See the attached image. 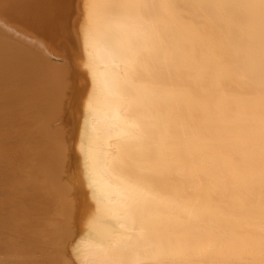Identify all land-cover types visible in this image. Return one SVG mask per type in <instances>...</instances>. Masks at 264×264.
<instances>
[{
	"label": "bare ground",
	"instance_id": "bare-ground-1",
	"mask_svg": "<svg viewBox=\"0 0 264 264\" xmlns=\"http://www.w3.org/2000/svg\"><path fill=\"white\" fill-rule=\"evenodd\" d=\"M0 21V264H264V0Z\"/></svg>",
	"mask_w": 264,
	"mask_h": 264
},
{
	"label": "water",
	"instance_id": "water-1",
	"mask_svg": "<svg viewBox=\"0 0 264 264\" xmlns=\"http://www.w3.org/2000/svg\"><path fill=\"white\" fill-rule=\"evenodd\" d=\"M0 23H2L1 21H0ZM4 24V23H3ZM53 62H57V63H62L63 61H64V59L63 58H56V57H52V59H51Z\"/></svg>",
	"mask_w": 264,
	"mask_h": 264
}]
</instances>
